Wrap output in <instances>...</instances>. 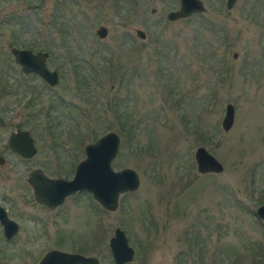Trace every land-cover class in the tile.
Segmentation results:
<instances>
[{
	"label": "rangeland",
	"instance_id": "obj_1",
	"mask_svg": "<svg viewBox=\"0 0 264 264\" xmlns=\"http://www.w3.org/2000/svg\"><path fill=\"white\" fill-rule=\"evenodd\" d=\"M200 1L201 13L167 21L178 0H0V207L17 224L10 239L0 225V264L50 249L113 264L116 227L134 250L124 264H264V0ZM13 47L47 52L57 83L23 74ZM17 127L34 140L29 159L6 145ZM107 131L119 137L111 168L138 176L115 211L85 191L54 209L34 201L31 169L71 179ZM198 146L220 172L196 171Z\"/></svg>",
	"mask_w": 264,
	"mask_h": 264
},
{
	"label": "water",
	"instance_id": "obj_2",
	"mask_svg": "<svg viewBox=\"0 0 264 264\" xmlns=\"http://www.w3.org/2000/svg\"><path fill=\"white\" fill-rule=\"evenodd\" d=\"M236 0H225V9L231 8ZM204 10L200 0H178V7L165 14L167 21L186 18ZM95 34L102 38L106 28L98 26ZM138 38H144V33L135 29ZM13 61L19 65L23 74H36L49 86L58 81L55 70L48 69L45 61L47 52L31 51L24 48H10ZM233 120V106H224L221 128L227 130ZM8 149L22 159H29L36 153L34 140L27 129L15 128L6 138ZM119 137L113 131H107L83 148L84 157L78 161L71 179L51 178L40 168L31 169L26 182L31 188L34 201L48 209H54L65 199L77 192H88L104 210L115 211L118 196L124 192L134 191L138 186V176L130 168L113 170L111 161L117 153ZM196 171L200 174L215 173L222 170L220 162L205 148L198 146L193 152ZM3 158L0 156V163ZM255 215L264 223V205H257ZM0 225L5 239H10L17 231V224L7 217L6 211L0 207ZM108 248L113 264H124L132 260L133 248L128 244L122 229L116 227L108 238ZM36 264H100L95 256H85L75 252H64L50 249L46 251Z\"/></svg>",
	"mask_w": 264,
	"mask_h": 264
},
{
	"label": "trees",
	"instance_id": "obj_3",
	"mask_svg": "<svg viewBox=\"0 0 264 264\" xmlns=\"http://www.w3.org/2000/svg\"><path fill=\"white\" fill-rule=\"evenodd\" d=\"M117 118H118V123H119V125H120V133L124 134V133H125L124 130H123V125H124V123L120 121L118 115H117Z\"/></svg>",
	"mask_w": 264,
	"mask_h": 264
}]
</instances>
